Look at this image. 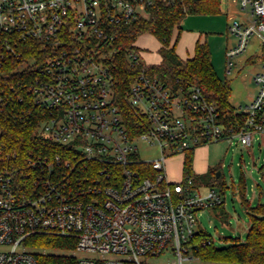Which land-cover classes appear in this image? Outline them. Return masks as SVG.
I'll return each mask as SVG.
<instances>
[{"label": "built area", "instance_id": "2783aa9c", "mask_svg": "<svg viewBox=\"0 0 264 264\" xmlns=\"http://www.w3.org/2000/svg\"><path fill=\"white\" fill-rule=\"evenodd\" d=\"M152 4L0 0V72L11 74L0 108L11 113L19 103L22 125L77 159L29 153L20 170L0 131V264H37L41 251L31 240L39 235L71 239L76 264L199 258L191 242L197 213L221 204V194L212 186L201 192L190 176L170 181L166 160L221 139L242 146L258 139L264 146V70L254 77V97L231 115L198 86L170 88L146 73L122 90L109 66L114 25L136 20ZM238 5L245 13L227 24L235 42L225 50L226 72L252 36L264 69V0ZM30 41L42 43V52L35 56ZM127 57L141 61L138 50ZM138 141L155 145L159 155L142 158ZM78 160L91 164L87 174L79 175Z\"/></svg>", "mask_w": 264, "mask_h": 264}, {"label": "trees", "instance_id": "16d2710c", "mask_svg": "<svg viewBox=\"0 0 264 264\" xmlns=\"http://www.w3.org/2000/svg\"><path fill=\"white\" fill-rule=\"evenodd\" d=\"M220 12L221 0H153L152 6L147 9L145 15H140L136 20L124 25H114L115 39L110 45L113 51L109 66L122 90L129 86L137 74L146 73L156 76L170 88L198 86L206 100L214 103L222 114H233L234 108L228 100L231 92L230 85L218 77L211 62V52L207 41L198 39L193 56L186 59L180 58L175 51L179 33L171 42L174 30L179 31L180 22L185 16L214 15ZM145 33L151 34L160 42L158 52L161 60L157 64H148L143 61L137 65L132 64L127 57V52L138 50L134 42ZM28 44L33 48L35 56L43 50L40 49L43 48L40 42L30 41ZM10 79L11 74L8 70L0 72V89L7 86ZM19 105L17 102L14 103V113L0 108V131L4 151L16 154L14 163L20 170L25 167V158L29 153L46 154L50 157L61 154L63 157L67 156L77 161L72 154L65 151V148L35 135L33 127L22 125L18 116ZM126 108L129 109L127 106ZM192 159L193 150H189L184 154L180 180L190 176L194 186L219 185L222 187L221 193H224L225 182L221 174L216 177L217 169L210 170L207 174L194 173ZM90 165L78 160L79 175L87 174L90 171ZM232 185L235 188L234 183ZM238 191L250 216V226L245 240L233 239L227 245L217 246L207 231L198 225L191 242L195 244L194 254L201 260L233 264H264V201H259L255 207H252L250 201L245 198L242 184L239 185ZM221 204L213 207L218 209ZM31 243L34 248L40 250L51 249L59 252H39L36 256L37 264H76L73 256L61 253L74 247L71 239L39 235L32 237Z\"/></svg>", "mask_w": 264, "mask_h": 264}, {"label": "rangeland", "instance_id": "374dc122", "mask_svg": "<svg viewBox=\"0 0 264 264\" xmlns=\"http://www.w3.org/2000/svg\"><path fill=\"white\" fill-rule=\"evenodd\" d=\"M221 12L217 15L218 26L228 22V17L242 19L244 11L230 0H221ZM228 24V23H227ZM214 35V34H213ZM211 48V61L217 73L223 81L230 85L231 92L229 103L234 110L240 105L248 103L257 91L254 77L262 72L259 41L252 36L245 51L233 60L235 65L230 72H226V47L233 46L235 38L232 34H220ZM139 46V59L143 62L156 63L159 61V41L150 34L139 36L136 40ZM262 143L264 139L261 138ZM139 155L144 159H152L159 155L155 145L144 141H138ZM184 154L169 156L166 160V173L170 181L177 182L182 176V164ZM217 169L225 182L224 193H221L219 185L212 186L221 194L222 204L218 209L214 207L203 208L197 213L198 225L205 229L217 246H224L233 239L245 240L250 226L249 210L242 202L239 194V185L244 187L245 198L250 201V206L255 207L259 201H264V146L259 145L256 139L247 146L234 145L227 139L212 141L206 145L193 149L192 171L197 174H207L210 170ZM234 183L235 188L232 184ZM209 185L203 184L201 192ZM226 238V239H225ZM73 249V248H72ZM70 249V250H72ZM63 251V254H73L71 251ZM45 253H59L55 250H40ZM192 253V251L190 252ZM75 256L87 255L83 252H75ZM184 264H233L204 261L193 258Z\"/></svg>", "mask_w": 264, "mask_h": 264}, {"label": "crops", "instance_id": "0c3cea01", "mask_svg": "<svg viewBox=\"0 0 264 264\" xmlns=\"http://www.w3.org/2000/svg\"><path fill=\"white\" fill-rule=\"evenodd\" d=\"M230 2L238 5V0H230ZM217 18H218L217 15H207V14H195V15L185 16L180 22L179 31L175 29L172 39H171V42H173L177 33H179V37L175 45V51L177 55L182 59L192 57L194 53L195 43L198 39H202V40L205 39L208 43V47L211 52L212 45L217 40V37H221L219 35L223 34L224 29H225V35L227 34V23L229 22L230 19L235 18V17H231V16L228 17V20H227L228 22H226L225 25L224 23H221V26H218ZM145 34H148V33H145ZM134 45L139 50V46L137 45L136 41L134 42ZM160 45L161 44L159 42V47ZM160 60H161V57H159V61L156 63H149V62H145V63L157 64L160 62ZM217 75L221 79L218 73Z\"/></svg>", "mask_w": 264, "mask_h": 264}, {"label": "water", "instance_id": "95a60500", "mask_svg": "<svg viewBox=\"0 0 264 264\" xmlns=\"http://www.w3.org/2000/svg\"><path fill=\"white\" fill-rule=\"evenodd\" d=\"M220 175V171L216 172V177H218Z\"/></svg>", "mask_w": 264, "mask_h": 264}]
</instances>
